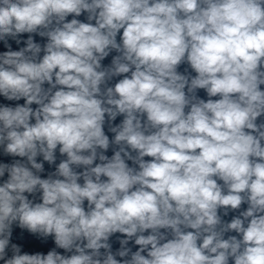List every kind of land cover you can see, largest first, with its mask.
<instances>
[{"label":"clouds","instance_id":"1","mask_svg":"<svg viewBox=\"0 0 264 264\" xmlns=\"http://www.w3.org/2000/svg\"><path fill=\"white\" fill-rule=\"evenodd\" d=\"M0 45V264H264V0H0Z\"/></svg>","mask_w":264,"mask_h":264},{"label":"water","instance_id":"2","mask_svg":"<svg viewBox=\"0 0 264 264\" xmlns=\"http://www.w3.org/2000/svg\"><path fill=\"white\" fill-rule=\"evenodd\" d=\"M26 36H27V34H25V38H26ZM13 47H14V49L16 48L15 45H13ZM2 50H4V49H3L2 45H0V51H2ZM109 62H110V57L104 61L105 64H107ZM200 95L202 97L205 95L202 90L200 92ZM119 119L120 118H118L117 122H119ZM109 135L111 137V134H109ZM108 154L111 155V152H109ZM46 168H47V165H46ZM17 231H19V230H17ZM18 242L24 243L25 250H28V251L41 250L40 245L33 238L29 237L26 233L24 235L23 241H18ZM50 246H51V244L49 243V245L44 247L42 250H44L46 252L47 251V247H50Z\"/></svg>","mask_w":264,"mask_h":264}]
</instances>
